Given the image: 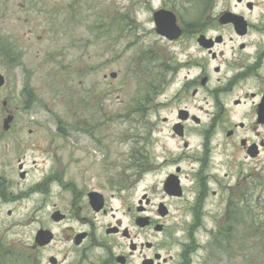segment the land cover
Returning <instances> with one entry per match:
<instances>
[{"label":"rangeland","instance_id":"1","mask_svg":"<svg viewBox=\"0 0 264 264\" xmlns=\"http://www.w3.org/2000/svg\"><path fill=\"white\" fill-rule=\"evenodd\" d=\"M227 1L230 6L235 3L9 0L6 17L0 9V35L10 33L19 43L10 47L14 58L9 62L5 48L0 47V73L5 76L0 87V129L6 114L2 102L7 100V109L20 125L18 135L28 140L27 150L19 155L26 170V177L21 179L17 145L10 133L0 132V151L8 147L0 155V264H46L48 254L63 255L62 264L80 260L81 247H75L68 237L84 225L73 215L69 193H58L57 178L52 177L55 173L78 189L85 183L110 197L107 206L112 207L111 212L93 219L97 236L104 237V228L120 221V228H127L134 240H163L161 252L170 257L166 264H264V170H260L264 153L259 161L245 158L235 138L229 156L214 149L202 167L200 162L191 163L182 141L173 137L168 124L156 115L163 114L160 109L154 111L157 117H152L158 122L151 124L156 125L151 142L145 143L144 138L151 125L146 123L141 107L151 87L149 96H153L156 87L152 84L159 87L165 82L161 77L163 64L178 50L157 37L152 11L165 6L175 13L179 24L199 23L207 28L210 4L216 3L214 14ZM251 1L255 3L252 19L264 8V0ZM237 10L247 14L243 5ZM111 72H116L115 78L109 76ZM174 86L171 84L165 95H171ZM235 94L220 95L225 111L218 116L219 107L215 110L217 118L230 119L228 124L250 119L243 112L246 106L231 105ZM163 98L158 96L160 102ZM200 104L206 106L203 101ZM209 114L199 112L201 119L209 118ZM22 121L27 122L26 127H21ZM27 128L34 130L35 139H26ZM202 138L191 135V145L196 146L193 149L200 148ZM31 143L35 146L30 147ZM181 151H185V160L175 161L182 168L183 196L162 198L163 179L174 167V154ZM162 159L167 161L159 166ZM151 163L152 170L147 168ZM43 178L48 181L43 182ZM201 190V224L189 230L191 208ZM145 193L151 198L152 213L159 200L168 205L171 216L165 220L166 233L143 232L135 226V206ZM53 200L67 213L61 222L50 219ZM44 225L53 229L55 239L44 254L36 256L32 236ZM138 231L139 237L134 238ZM108 237L121 247L127 246L128 237L121 232ZM186 245H191L188 253ZM98 251L88 247V261Z\"/></svg>","mask_w":264,"mask_h":264},{"label":"flooded vegetation","instance_id":"2","mask_svg":"<svg viewBox=\"0 0 264 264\" xmlns=\"http://www.w3.org/2000/svg\"><path fill=\"white\" fill-rule=\"evenodd\" d=\"M0 1V9L3 10L1 14L6 17L9 0ZM234 1L235 3L232 6H230V1L223 2L224 8L214 14L211 12L216 3H211L210 16L206 17L209 22L207 28H202L199 23L187 24L186 26L178 23L181 29L180 35L173 40H169L155 32L157 37L172 46H176L178 50L169 55L166 63L163 64V75L161 77L162 80L166 78L165 82H161L159 87L156 86L157 83L152 84L156 87L153 96L152 98L149 96L150 91L153 89L151 87L147 92L148 97H146V103L141 107V111L148 125L156 124L157 119L153 120L152 117L159 116L161 122L168 124L172 136L182 141L183 149L188 150L186 153L181 151L177 155L174 154L176 156L174 167L167 172L162 182V198L180 199L183 196V192L181 196L168 194L164 186L168 176H172V178H175L174 180H179L182 190H185L181 181L182 168L176 162L177 160H185V154H187L191 163L200 162L202 167L210 160L211 152L214 149L219 154L229 156L235 138H238L239 146L243 150L245 158L259 161L258 158L264 153V8H260L257 15L251 19L250 16L255 9V3L250 1L251 5L249 6V0ZM17 5L22 6V3L17 2ZM238 5H243L247 10V14L237 10ZM160 8L168 9L165 6L157 9ZM224 12L242 15L245 19L243 30H236L235 25L231 22H221L220 15ZM202 36L206 40H200L199 38ZM18 45V40L12 34L0 35V47L6 50V62L14 58L10 47ZM3 79L5 83L4 75ZM171 84H175L176 89L171 92V95L167 96L165 92ZM233 92H236V94L231 100V105L235 107L246 106L247 110L243 112L250 116L249 121L238 120L228 124L229 118L226 119L227 122L224 121L225 119L217 118V115L220 116L225 111L224 103L219 96ZM159 95L164 97L161 102L158 100ZM201 101L206 106L201 105ZM2 106L6 113L5 116L11 115L12 119L8 122L7 128L4 127V120H2L0 132L4 135L10 133L12 143L17 145V168L20 169V166L23 168L25 163L19 155H24L28 140L18 135L20 125H17V121L14 120L12 111L7 109V100L2 102ZM217 106L219 108L216 115ZM159 109L163 111V114H156V116L154 111L158 112ZM201 111L210 112L209 118L201 119L199 115ZM20 123L21 127H26L27 122L22 121ZM154 126L156 127V125ZM154 126L151 125L149 132L145 135V143L151 142L155 130ZM26 132L28 135L26 139H35L32 137L33 129L27 128ZM193 134L196 136L199 134L203 137L200 148H197L198 150L193 149L196 146L191 145V135ZM33 144L31 143L29 146L34 147ZM7 149V145L3 146L0 155H4ZM198 155L203 156V158ZM166 161L167 159H162L157 164L160 166L165 164ZM152 166V163L148 164L147 168L152 170ZM191 169H195L193 165H191ZM262 169L264 170V163L263 166L260 165V170ZM23 171L25 177L26 170ZM224 176H227L226 172ZM52 177L57 178L55 183H58L56 186L59 194H62V192L69 193V205L74 210L73 215L76 220L84 225V228L75 231L69 237L66 235L75 247H81L78 255L80 260L77 264H84V262L89 264H166L170 259L161 252L162 247L160 245H164V243H161L163 240L160 242L161 244L152 241L150 238L134 240L130 237L127 228H120V221L109 223L104 228V237L97 236L93 219L104 216L109 211L111 212L112 207L107 206L110 197H107L99 188L88 187L85 183L83 189H78L74 183L64 181L62 175H57V173L53 174ZM51 180L52 182L55 181L52 178ZM46 181H48V178H43V182ZM92 192H98L101 196H96V200L102 201L99 210L94 208L98 202H92L94 198ZM111 196H114V194L111 193ZM0 197H2L1 193ZM58 204L57 201H52L54 208L50 214V219L54 222H61L67 216L65 211L56 207ZM152 206L151 198L146 193L144 197L138 199L135 206L136 213L133 217L135 226L143 232L166 233L168 226L165 220L171 216L168 205L163 200H159L156 203L154 213L151 210ZM89 215L92 217L89 218ZM110 216H113V213H110ZM56 217L60 218L54 219ZM48 229L53 232L50 242L41 245L39 244L40 241H36L35 233L32 236L31 245L36 256L45 253L55 239V232L45 225L38 226L35 230L36 232L37 230ZM140 231L135 232L133 237H139ZM119 232L122 236L128 237L126 247H121L114 242L113 237H108ZM88 247H95L99 250L94 258H91V261L87 259ZM63 261V255L48 254L46 257V264H62ZM176 264L182 263L177 262Z\"/></svg>","mask_w":264,"mask_h":264},{"label":"water","instance_id":"3","mask_svg":"<svg viewBox=\"0 0 264 264\" xmlns=\"http://www.w3.org/2000/svg\"><path fill=\"white\" fill-rule=\"evenodd\" d=\"M231 15L232 14H230V13H224V15L222 16L223 17L222 22H230L231 21L234 23L236 30H241V28L243 26L242 17L241 16H231ZM153 18H154V24H155V31L158 34L163 35V36L167 37L168 39L177 38V36L179 35V32H180V29L176 25L175 15L171 11L162 10V9L158 10V11L154 12ZM111 75L114 76V73H112ZM2 83H3V77L0 74V85H2ZM11 118H12L11 116H8L5 119V123L7 121H9ZM165 190L168 194H176V195L181 194L180 191L178 190L177 182L175 180H172L171 178H169L166 181ZM94 195H98V193H94ZM98 208L99 207H96L97 210H98ZM40 235H46V238H47L46 241H48V239L50 238V234L49 235L46 234V231L38 232L37 233L38 238Z\"/></svg>","mask_w":264,"mask_h":264},{"label":"trees","instance_id":"4","mask_svg":"<svg viewBox=\"0 0 264 264\" xmlns=\"http://www.w3.org/2000/svg\"><path fill=\"white\" fill-rule=\"evenodd\" d=\"M199 198L196 200V202L194 203V205L191 208V212H192V216H193V220L191 221V226L189 227V230H191L192 228H195L197 226H199L201 223V219H202V205L201 204V196H202V190L199 192ZM186 247V253L190 251L191 245H187Z\"/></svg>","mask_w":264,"mask_h":264}]
</instances>
